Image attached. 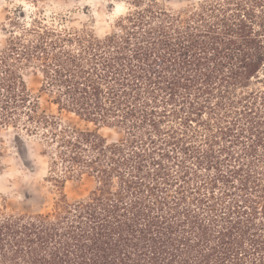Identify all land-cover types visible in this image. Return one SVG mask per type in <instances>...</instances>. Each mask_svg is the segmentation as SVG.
Here are the masks:
<instances>
[{
  "label": "trees",
  "instance_id": "1",
  "mask_svg": "<svg viewBox=\"0 0 264 264\" xmlns=\"http://www.w3.org/2000/svg\"><path fill=\"white\" fill-rule=\"evenodd\" d=\"M124 1L117 34L34 19L0 51V148L10 129L38 137L55 187L95 183L48 212L0 211V264H264V0Z\"/></svg>",
  "mask_w": 264,
  "mask_h": 264
},
{
  "label": "rangeland",
  "instance_id": "2",
  "mask_svg": "<svg viewBox=\"0 0 264 264\" xmlns=\"http://www.w3.org/2000/svg\"><path fill=\"white\" fill-rule=\"evenodd\" d=\"M158 1L161 6L178 12L202 0ZM33 2L0 0V51L6 48L10 31L19 32L21 28H30L34 19H40L41 23L58 29L64 27L79 30L86 27L97 38H104L119 33V21L129 12V2L124 0ZM11 20L16 23L14 27L9 25ZM21 75L28 90L39 98L41 108L54 113L55 108L48 102V97L40 92L43 77L37 65L23 67ZM61 118L76 128H93L73 115L63 114ZM100 133L110 142L124 136L120 128H103ZM1 141L0 211L7 214L48 212L60 193L68 201H75L86 197L94 189L93 179L87 176L66 181L63 188L55 187L48 174L52 150L38 137H28L24 133L16 136L15 130L10 129L2 132Z\"/></svg>",
  "mask_w": 264,
  "mask_h": 264
}]
</instances>
